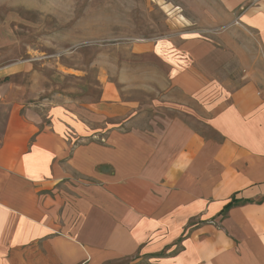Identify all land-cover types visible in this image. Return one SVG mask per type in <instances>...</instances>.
I'll list each match as a JSON object with an SVG mask.
<instances>
[{
  "label": "crops",
  "instance_id": "0c3cea01",
  "mask_svg": "<svg viewBox=\"0 0 264 264\" xmlns=\"http://www.w3.org/2000/svg\"><path fill=\"white\" fill-rule=\"evenodd\" d=\"M215 2L206 34L132 43L151 87L124 57L44 112L0 82V264H264V0ZM29 23L0 20V79L41 59Z\"/></svg>",
  "mask_w": 264,
  "mask_h": 264
},
{
  "label": "rangeland",
  "instance_id": "374dc122",
  "mask_svg": "<svg viewBox=\"0 0 264 264\" xmlns=\"http://www.w3.org/2000/svg\"><path fill=\"white\" fill-rule=\"evenodd\" d=\"M220 13L215 0H0V20L31 22L14 26L26 32L31 53L41 57L32 72L9 80L25 86L14 89L16 97H25L43 112L57 102L98 100L104 64L118 72L123 57L133 62V76L144 79L140 84L148 88L155 83L149 79L148 55L130 56L132 43L183 31L206 34ZM20 46L25 45L17 43L14 55L21 52ZM146 88L127 92L148 101L156 91Z\"/></svg>",
  "mask_w": 264,
  "mask_h": 264
},
{
  "label": "trees",
  "instance_id": "16d2710c",
  "mask_svg": "<svg viewBox=\"0 0 264 264\" xmlns=\"http://www.w3.org/2000/svg\"><path fill=\"white\" fill-rule=\"evenodd\" d=\"M8 79H9V77H5L3 79H0V82L5 81V80H8ZM234 203H235L234 200L231 201L230 203H228L227 206H226V208H225V210H228Z\"/></svg>",
  "mask_w": 264,
  "mask_h": 264
}]
</instances>
